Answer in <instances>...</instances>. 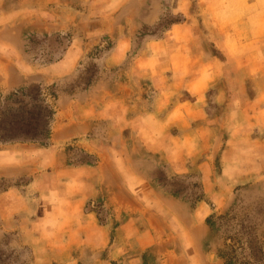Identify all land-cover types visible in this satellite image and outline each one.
<instances>
[{
	"label": "crops",
	"instance_id": "obj_1",
	"mask_svg": "<svg viewBox=\"0 0 264 264\" xmlns=\"http://www.w3.org/2000/svg\"><path fill=\"white\" fill-rule=\"evenodd\" d=\"M251 1L198 3L214 15L264 16V0ZM190 6L0 0V94L34 84L55 90L48 144L15 143L0 153L8 164L24 146L21 175L33 178L22 191L21 218L6 228L20 230L15 243L33 251L35 264H209L200 259L213 235L206 201L191 214L189 201L158 180L160 167L169 176L194 172L191 160L207 158L194 145L219 128L162 86L168 75L158 62L184 63L195 26L177 22L161 37L155 29L168 7L184 17ZM92 63L99 72L87 80Z\"/></svg>",
	"mask_w": 264,
	"mask_h": 264
},
{
	"label": "rangeland",
	"instance_id": "obj_2",
	"mask_svg": "<svg viewBox=\"0 0 264 264\" xmlns=\"http://www.w3.org/2000/svg\"><path fill=\"white\" fill-rule=\"evenodd\" d=\"M173 5L176 8V1ZM190 7V14L184 17L168 7L155 29L161 37L177 22L195 26L191 32L195 42L187 49L184 63L158 62L159 70L168 75L162 86L176 90L175 99L186 96L192 113L198 111L202 119L219 128L216 126V136L206 138V143L194 145L207 157L191 160L194 172L169 176L160 167L158 180L172 194L189 201L191 214L199 200L206 201V224L213 235L206 241L201 260L264 264V16L214 15L201 8L198 0H191ZM174 52L179 55V49ZM98 72V65L90 64L86 79ZM35 85L0 94V153L15 143L48 144L50 135L40 141H3L13 125L21 128L26 123H44L37 119L48 120L49 113L38 106L51 105L50 94L55 90L44 91ZM22 147L16 146L8 164L5 156L0 159V235H6L0 239V264H35L33 251L15 243L16 235H22L20 230L6 228L9 223L13 226V218H21L22 191L33 178L32 174L21 175ZM24 152L28 155L27 148ZM198 164H205L204 174ZM15 170L19 175L13 174ZM184 259L188 262V257Z\"/></svg>",
	"mask_w": 264,
	"mask_h": 264
},
{
	"label": "trees",
	"instance_id": "obj_3",
	"mask_svg": "<svg viewBox=\"0 0 264 264\" xmlns=\"http://www.w3.org/2000/svg\"><path fill=\"white\" fill-rule=\"evenodd\" d=\"M39 101V100H38ZM40 102L45 103V100H41ZM39 109L42 108L43 111L49 113L48 120L46 119H37L39 121L44 120V123L38 122L35 126L26 123L21 128L17 125H13L10 127L8 137L3 139V141H40L45 140L50 135V124L51 120L54 118L55 111L51 105L38 106Z\"/></svg>",
	"mask_w": 264,
	"mask_h": 264
}]
</instances>
